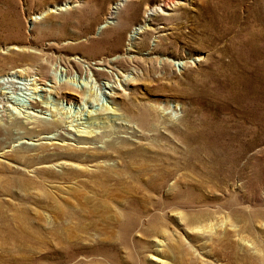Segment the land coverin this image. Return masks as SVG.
<instances>
[{"label":"rangeland","instance_id":"rangeland-1","mask_svg":"<svg viewBox=\"0 0 264 264\" xmlns=\"http://www.w3.org/2000/svg\"><path fill=\"white\" fill-rule=\"evenodd\" d=\"M175 1L147 16L146 7L162 0H134L121 18L123 28L100 29L116 0H0V76L23 69L20 88H1L11 105L0 115V153L17 137L39 143L53 130L47 120L14 113L29 103L26 92L34 82L32 95L76 117L84 113L80 99L62 100L46 82L70 77L78 85L77 67L71 64L66 73L65 60L109 58L123 52L133 27L145 20L149 28L130 52L145 58L122 61L112 72L115 78L116 70L136 77L131 84L117 82L125 90L117 105L139 125L152 113L156 140L147 155L158 159L150 162L156 171L136 176L137 164L115 162L117 171L100 180L92 173L74 177L71 164L51 162L76 164L88 156H62L47 143L0 154V224L12 209L16 222L45 224L61 235L49 239L47 246L58 247L53 251L27 254L32 264H264V0ZM157 35L165 40L155 46ZM150 56L172 62L163 65ZM178 61L187 67L172 65ZM99 82H89L97 100L86 106L93 113L113 105ZM165 106L171 118L162 116ZM40 108L51 117L48 107ZM15 160L22 169L12 166ZM94 162H87L92 169ZM63 241L70 244L67 254ZM6 244L0 242V264H13Z\"/></svg>","mask_w":264,"mask_h":264},{"label":"bare ground","instance_id":"bare-ground-1","mask_svg":"<svg viewBox=\"0 0 264 264\" xmlns=\"http://www.w3.org/2000/svg\"><path fill=\"white\" fill-rule=\"evenodd\" d=\"M133 2L134 0H116V2L112 6V9L108 12V16L106 17V20L101 24L100 29L123 28L126 24H120L121 18L123 17L124 19L125 10ZM175 4H177L175 0H162L161 4L153 5L152 7L147 6L146 7L147 16H149L150 14L151 15L159 14L160 12L159 10H165V8L169 9L170 5H175ZM59 8L61 7L58 6L56 7V9ZM33 18H39V17L36 15ZM148 29H149L148 24H146L145 20L143 21L142 24H138L137 26L133 27L132 31L128 35L127 38L128 41L126 43L127 46L123 49V52L118 54L115 53L111 55V57L109 58L101 57L100 59L89 62V64L81 63V60L78 58V56H73L71 58H68V60H65V64L68 67L64 69L66 73H68L67 72L68 69H72L71 64H74L77 67L79 72L78 77L79 79L81 78V80L78 81V85L75 83L73 84V82H71L73 80L70 77H68V79H64V82H60V80L55 79V77L49 80L50 82L48 83L46 82V84L51 87L49 91L55 93V95L60 99L65 100L67 102L68 101L71 102V100L73 101L75 99L76 100L80 99L79 100L80 106L82 109H84V113H80L79 114L80 116L77 115L76 117L70 118V115L68 116L63 115V111L56 110L55 108H51L50 106L47 105L46 101L37 98L36 95L35 96L32 95V93L37 92V85L36 82H34L33 83L34 86L32 87V89H30L32 90L31 93L26 92V94L29 95V97L27 98L29 103L28 104L21 103V107L14 108L15 109L14 113H18L19 116L28 119L33 117V120H47L46 125L48 127H52L53 130L52 132L50 131L46 132L42 134L40 137H38L37 141H40L39 143H35L31 141L30 140L31 137H29L28 135L17 137L15 140L16 141L15 144L10 146H5V148H3L1 153L4 154L9 150H15V148L19 146H20L19 148H32L34 146H37L38 144L47 143L53 145L56 149H58V151H60L59 155L62 156H66L69 158H72V155L74 154L78 156L81 155V157L88 156V158L78 159L79 162L76 164L72 162L70 163L71 160L69 159L61 158L58 159L55 163L51 162L50 164L51 166L56 165V166L64 167L65 165L71 164L72 165L71 172H73L74 177L78 176V174L75 173H92L93 177L96 176L97 178H99V180L100 178H104L105 176H107L108 173L111 170H113L112 167L113 165L115 166L116 163L119 164L122 163L124 165H130L134 163L137 164L139 166V169L135 171L136 176L140 173V171L143 170L145 171L150 169L151 171L152 170L156 171L155 164H151V163L155 162L158 159L148 157L147 155L149 151L148 150L149 145H151V143H153L154 140H156V137L154 136L155 120L152 117V113H148L145 123L143 125H139L138 120L135 121L134 116L129 115V110L127 108L121 109V107L117 105L119 99L118 100L116 99L118 97H121L122 94L124 96L125 93L123 91H120L122 88L117 87V82L124 81L126 84H131L130 81L135 80L136 77L130 76L129 73H124L123 71L116 70L118 77L115 78L114 73L112 72V69L115 70V68L122 61H127L129 63L134 64V63H139L140 62L139 60L145 58L143 56L132 54L130 52L134 50V47L139 46L140 41L145 39V37L149 33ZM154 37H155L154 40L156 41L155 46H157L158 44H160L162 41L165 40L162 38L164 37L162 35H157ZM148 59L152 61H157L158 63H161L163 65L172 62V60H168L165 57L157 59L156 56H150L148 57ZM199 59L200 57L195 58L194 60H199ZM82 61L84 60L82 59ZM175 64H178L180 70V68L181 69L186 68L188 63L187 61H178L172 63V65ZM83 67L86 69L85 71H83L82 69ZM22 70L20 68H17L16 70H10L6 74H4V76H0V93L4 94L6 92L3 89H1L3 87L9 89V91L21 87L20 85L22 81L19 80L20 79L19 77L21 76L19 71ZM103 78H107V80L101 81V79ZM37 80L45 83L46 78L41 77L39 75V77H37ZM92 80L95 83L100 81L98 85L102 89V93L110 97L113 103V105L111 106L109 105L100 106L98 108L99 109L98 113L96 112L93 113V111L88 110L86 106V102L92 104L96 99L93 94L92 85L89 83L92 82ZM60 86L61 89L62 88H68V89H66V91H63L62 89L61 92H59L57 88H59ZM59 93H61L60 96H58ZM72 93L76 94L80 98L74 97ZM3 99H4L3 96L0 95V115H3L4 111L8 109V107L11 105L8 104L7 100L4 101ZM38 100L39 101L41 100L40 104L35 105V103H38ZM40 107H48V109L45 110L49 111L48 114L51 117H46L44 115L46 111H43V109ZM160 112L163 114L162 116L164 118H171L172 116V115L166 116V114L169 112L166 106L162 108V111L160 110ZM82 114L86 115V117H83ZM143 138L148 141L147 142L143 141ZM37 148L38 147H36V149ZM150 151H151L150 153H153L154 155L156 154L159 157H161L162 155L161 152L157 150L150 149ZM88 153L90 154L88 155ZM38 155L39 154H37V156ZM111 157H115L116 159L114 161H108V159ZM93 161H95L92 164L94 169L90 168L87 163ZM12 166L14 168L22 169V164H20V161L17 160H15V163H13ZM120 166L122 167V165ZM42 167H47V165L42 164ZM34 169L36 168H33L32 171ZM126 169L124 172H127ZM113 171H117V170H113ZM121 175L122 174H120V176ZM156 180L157 178L154 179L155 182ZM149 184L151 183L148 182V186ZM92 188L94 187L92 186ZM149 188L154 189L156 187L149 186ZM58 212L62 217L65 215V213L63 212L60 211ZM71 216L72 215H69L68 219H70L69 217ZM2 219L3 222L0 224V242L7 243L4 248V252L7 256L8 262L13 264H32L34 259L29 257V255L27 254L31 253L32 255L33 254L37 255L41 253H48L50 251H53L55 248H58L57 245L55 244H53L54 246L52 247L51 246L49 247L47 245L49 241H52L49 239H53V238L60 239L61 235L60 232L58 231L59 229L58 230L45 229L43 227L45 224H35L33 221L27 222V224L25 222H16L14 219V212L12 209H10L7 212L4 211ZM64 242L65 241H63L61 249L65 254H67L68 251L70 250H68L69 248L66 245H70V244ZM158 243L160 244V242ZM63 247L65 249H63ZM71 248L73 251L75 247L72 245ZM38 250H44V251L40 252Z\"/></svg>","mask_w":264,"mask_h":264}]
</instances>
